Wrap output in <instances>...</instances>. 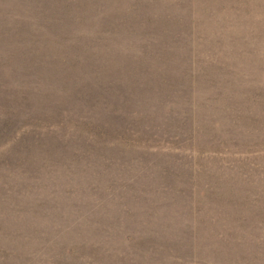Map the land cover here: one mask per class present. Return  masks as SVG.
Instances as JSON below:
<instances>
[{
    "label": "rangeland",
    "instance_id": "obj_1",
    "mask_svg": "<svg viewBox=\"0 0 264 264\" xmlns=\"http://www.w3.org/2000/svg\"><path fill=\"white\" fill-rule=\"evenodd\" d=\"M0 264H264V0H0Z\"/></svg>",
    "mask_w": 264,
    "mask_h": 264
}]
</instances>
